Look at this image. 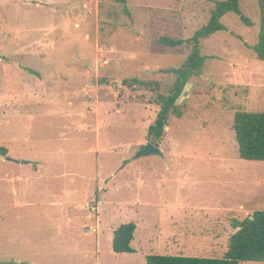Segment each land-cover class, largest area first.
Wrapping results in <instances>:
<instances>
[{
	"label": "rangeland",
	"instance_id": "obj_1",
	"mask_svg": "<svg viewBox=\"0 0 264 264\" xmlns=\"http://www.w3.org/2000/svg\"><path fill=\"white\" fill-rule=\"evenodd\" d=\"M220 1L0 0V264L225 256L232 222L264 209V161L240 158L233 129L236 113H264V62L252 49L258 0H241L252 27L229 14L227 31L202 41L209 59L180 95L183 117L149 137L159 96L176 87L162 71L191 54L158 40L191 39ZM149 143L161 154L138 158ZM132 221L138 253L116 254L114 234ZM179 228L209 248L141 239L175 238Z\"/></svg>",
	"mask_w": 264,
	"mask_h": 264
},
{
	"label": "trees",
	"instance_id": "obj_2",
	"mask_svg": "<svg viewBox=\"0 0 264 264\" xmlns=\"http://www.w3.org/2000/svg\"><path fill=\"white\" fill-rule=\"evenodd\" d=\"M118 4L126 5V0H115ZM260 10V29L258 42L253 46L257 58L264 62V0H258ZM126 9V8H125ZM129 15L128 10H125ZM235 14L248 27L253 24L241 11V0H225L215 3L210 19L206 25L198 29L189 40H177L161 37L160 45L170 49H178L187 44L191 54L179 69L163 70L164 74H174L177 78L175 92L169 96H159L160 112L157 119L149 128V137L162 139L170 116L178 119L183 117L177 102L185 86L193 74L200 71L209 59L201 53V43L219 32H226L223 19ZM134 84L144 83L134 80ZM128 85V83H127ZM234 133L238 143L239 155L242 160L249 162L264 161V113L238 112L234 117ZM144 149V148H143ZM0 156L7 157L8 151L0 148ZM233 229L236 232L228 241V251L223 258H190L152 255L146 257L147 264H241L243 262L264 263V209L255 212L243 221L234 220ZM137 224L129 222L122 225L114 234L113 250L116 254H133L136 249L132 241L137 235Z\"/></svg>",
	"mask_w": 264,
	"mask_h": 264
},
{
	"label": "crops",
	"instance_id": "obj_3",
	"mask_svg": "<svg viewBox=\"0 0 264 264\" xmlns=\"http://www.w3.org/2000/svg\"><path fill=\"white\" fill-rule=\"evenodd\" d=\"M174 208L182 209V205H180L179 207H174ZM229 214H230L229 215V222L231 225V218H230L231 212ZM221 218H222V216H219L218 218L216 217L213 221V225H215L217 230L220 229V227L222 225V222H223L222 219L223 218L222 219ZM137 227H138V229H137V234H138L139 226H137ZM161 230H162V228H160V231ZM189 234H191V232L187 233L184 230H182L181 228H179V230H175V229L173 230V235L175 238H141V239L144 242H148L150 244H153V247H155L157 249H158V247H164L166 244L165 248H167V250H171V251L176 250V249H182L184 251H190V250L196 251V250L203 249V245H206L209 248V246L207 245L208 241H205L208 238H187ZM202 235L204 236L205 234H202ZM135 239L132 241V244L135 241ZM219 239L220 238H212V242H214L212 247H216V245H217L216 243H217V241H219ZM194 240H197V242H199L200 244H194V245L191 244V243H193L191 241H194ZM161 243H164V245H161ZM132 247L136 249V253H133L130 255L137 254L138 249L134 246H132ZM170 247H174L176 249H170ZM167 250L165 249L164 251H167ZM167 252H170V251H167ZM124 254H126V253H124ZM181 257H185V255L181 256Z\"/></svg>",
	"mask_w": 264,
	"mask_h": 264
},
{
	"label": "water",
	"instance_id": "obj_4",
	"mask_svg": "<svg viewBox=\"0 0 264 264\" xmlns=\"http://www.w3.org/2000/svg\"><path fill=\"white\" fill-rule=\"evenodd\" d=\"M188 85L185 86V88L187 89ZM185 93V92H183ZM186 94V93H185ZM151 154H161V150H160V144L156 143H149L146 148L144 150H142L139 154H138V158L143 157V156H149Z\"/></svg>",
	"mask_w": 264,
	"mask_h": 264
}]
</instances>
